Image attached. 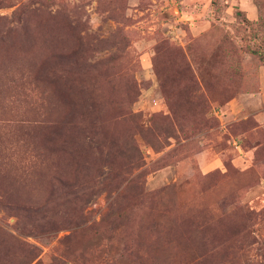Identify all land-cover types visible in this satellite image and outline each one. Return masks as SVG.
<instances>
[{
	"label": "rangeland",
	"instance_id": "374dc122",
	"mask_svg": "<svg viewBox=\"0 0 264 264\" xmlns=\"http://www.w3.org/2000/svg\"><path fill=\"white\" fill-rule=\"evenodd\" d=\"M34 247L264 264V0H0V264Z\"/></svg>",
	"mask_w": 264,
	"mask_h": 264
},
{
	"label": "trees",
	"instance_id": "16d2710c",
	"mask_svg": "<svg viewBox=\"0 0 264 264\" xmlns=\"http://www.w3.org/2000/svg\"><path fill=\"white\" fill-rule=\"evenodd\" d=\"M75 87H71L69 88V90L71 91V95H73L75 93ZM51 134L52 136L48 139V142L51 143V144H54V145H59L58 144V139L61 138V130L58 128V123H56L55 125H53L51 127ZM60 140V139H59ZM122 155H124V153H122ZM7 159L4 158V157H1V162H2V165H4L6 163ZM62 185L65 187V188H72V187H75L76 185L74 184H71L69 182H63L62 180H59ZM23 211L24 212H28L30 213L31 215H34V216H37V217H43V215L45 213H47V206L45 204H39L38 206H34V205H27L23 208ZM55 229L54 228H48L46 231H42V232H39L41 235L39 234H36L37 236H47V235H50L52 232H54ZM35 250L37 251L38 249L37 248H33L32 250H30L27 255L25 257H23V259L19 262V264H33V262H35V260L37 259V255H35ZM37 264H41V263H37ZM49 264H63V261L59 258H54V260L49 263Z\"/></svg>",
	"mask_w": 264,
	"mask_h": 264
}]
</instances>
